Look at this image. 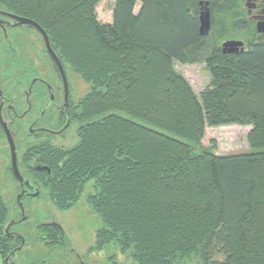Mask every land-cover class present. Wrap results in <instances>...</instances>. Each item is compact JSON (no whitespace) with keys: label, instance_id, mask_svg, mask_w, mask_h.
<instances>
[{"label":"trees","instance_id":"16d2710c","mask_svg":"<svg viewBox=\"0 0 264 264\" xmlns=\"http://www.w3.org/2000/svg\"><path fill=\"white\" fill-rule=\"evenodd\" d=\"M100 1L0 0L38 23L64 71L88 85L49 200L67 210L85 196L92 249L125 258L111 264H264V46L222 53L228 36L199 34L196 0H115L110 22L97 19ZM174 63H204L208 86L197 96ZM231 124L251 126L252 152L213 151L208 128ZM6 218L0 192L3 260ZM51 228L54 244L64 239Z\"/></svg>","mask_w":264,"mask_h":264},{"label":"flooded vegetation","instance_id":"af4514ba","mask_svg":"<svg viewBox=\"0 0 264 264\" xmlns=\"http://www.w3.org/2000/svg\"><path fill=\"white\" fill-rule=\"evenodd\" d=\"M196 2L198 22L202 12L209 13L210 28L204 36L215 37L217 34L228 36L219 44L222 53L236 55L248 50L250 45L264 46V0H196ZM219 20L223 22L226 20L227 27L225 28L222 23L217 25ZM10 23L13 21L10 20ZM9 26L5 22L0 24L5 40H8ZM228 40L240 41L242 45L235 52L228 53L223 51V43ZM32 53L36 54L25 56L26 59L22 63L12 53V56L5 53L0 55V117L13 139L16 165L22 178L21 182L13 172L10 145L0 123L2 132L0 163L4 165L6 175L9 174L13 179L15 189L7 197L0 183V192L7 206V218L2 226L3 241L7 248L5 264H28V261L30 264H49L50 255L55 248L59 245L64 246L62 236L56 239L59 243H53L51 227H59L60 234L64 235L61 226L53 219L49 218L34 226L33 234H28L32 228H18L28 218V207L24 199L44 194L49 200V184L54 178L60 179L62 169L69 159V151L75 144L71 142L72 137L67 135L76 125L74 112L77 101L72 96L68 72L65 71L68 83L66 93L63 80L57 67L53 66L54 62L49 54L46 53L50 59L48 58V64H45L37 52ZM40 226L43 229L42 235ZM37 243L41 248L40 253L38 252L41 257L36 259L37 261L28 260L26 257L31 255ZM67 250L78 264L82 262L88 264L74 247L69 245ZM91 251L94 250L90 248L89 253Z\"/></svg>","mask_w":264,"mask_h":264},{"label":"rangeland","instance_id":"374dc122","mask_svg":"<svg viewBox=\"0 0 264 264\" xmlns=\"http://www.w3.org/2000/svg\"><path fill=\"white\" fill-rule=\"evenodd\" d=\"M115 0H101L95 10L97 19L102 22H110L112 19V7ZM139 3L135 6V12L138 10ZM8 40L3 38V33L0 30V55L12 53L15 58L22 63L25 61V56L35 55L32 52H37L40 55L41 61L48 64L47 54L44 52V46L41 44L40 38L36 36L33 31L25 28L24 25L10 28L7 31ZM11 54V56H12ZM174 69L184 77L188 82L193 92L198 96L210 82V73L206 69L204 63L200 64H180L174 63ZM69 83L71 86V92L73 99L76 101L83 96L87 90L86 85L79 77L68 72ZM75 125L67 135L72 137V141L77 142ZM251 129L250 125L242 126L238 124H231L227 126L211 127L207 130V138L209 145H213V151L218 155H232L238 153H250L252 150L249 148L247 142V136ZM75 135V136H74ZM213 141L212 143L210 142ZM201 149V148H199ZM256 151V150H254ZM4 165L0 163V176L1 185L6 191V196L14 192V181L11 176L6 175L7 171H4ZM90 189V185H87L86 192ZM24 203L28 207L27 220L20 224L18 228L31 229L28 234H33V227L37 224L44 222L45 220L53 219L60 226L64 234V246H57L55 252L50 255L49 264H78L76 259L72 257V254L67 250V247L71 245L79 253L84 256L88 264H110L112 259L116 263H121L125 260L123 255H120L115 249H103L101 251H91L90 248L94 246V232L97 225L96 215L87 207L85 203V196L82 195L73 206L67 210H59L54 207L46 195L40 194L39 196L29 197L24 199ZM39 243L36 244L31 252L30 256L26 258L28 260H35L40 258ZM114 256L111 261L109 258ZM116 256V257H115ZM30 264V261H28Z\"/></svg>","mask_w":264,"mask_h":264},{"label":"water","instance_id":"95a60500","mask_svg":"<svg viewBox=\"0 0 264 264\" xmlns=\"http://www.w3.org/2000/svg\"><path fill=\"white\" fill-rule=\"evenodd\" d=\"M0 15L7 17L9 20H3L0 18V24L1 22H5L6 25H10V27H17L20 25H30L32 27H34L41 35L45 49L47 51V53L49 54V56L52 58L55 66L57 67V70L63 80L64 86H65V92L67 93L68 90V83H67V78L65 75V71L64 68L60 62V60L58 59L57 55L55 54V52L53 51L48 36L46 34V32L44 31V29L38 24L36 23L34 20L24 17V16H19V15H15L6 11H2L0 10ZM10 20L13 21V23H10ZM3 30H5L4 25H2ZM210 28V20H209V13L208 11L202 12L200 14L199 17V34L201 36L206 35L209 31ZM242 45V42L240 41H235V40H228L225 43H223V51H227L228 53H232L235 52V50H237L238 47H240ZM226 48H228L226 50ZM0 123L1 126L7 136L9 145H10V149H11V166L13 169L14 174L18 177V179L22 182V178L19 175L18 169H17V165H16V154H15V147H14V142L13 139L9 133V130L7 129V126L5 124V122H3V120L0 117ZM35 195V194H34ZM19 195L17 196V200H19ZM23 219H25V217L23 216ZM6 259H5V263H6ZM82 264H84L82 262Z\"/></svg>","mask_w":264,"mask_h":264},{"label":"built area","instance_id":"2783aa9c","mask_svg":"<svg viewBox=\"0 0 264 264\" xmlns=\"http://www.w3.org/2000/svg\"><path fill=\"white\" fill-rule=\"evenodd\" d=\"M0 264H5L4 260L1 257V254H0Z\"/></svg>","mask_w":264,"mask_h":264}]
</instances>
